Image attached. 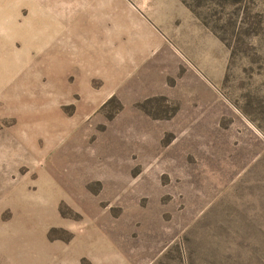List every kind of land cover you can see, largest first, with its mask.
<instances>
[{
    "label": "rangeland",
    "instance_id": "1",
    "mask_svg": "<svg viewBox=\"0 0 264 264\" xmlns=\"http://www.w3.org/2000/svg\"><path fill=\"white\" fill-rule=\"evenodd\" d=\"M0 264H264V0H0Z\"/></svg>",
    "mask_w": 264,
    "mask_h": 264
}]
</instances>
